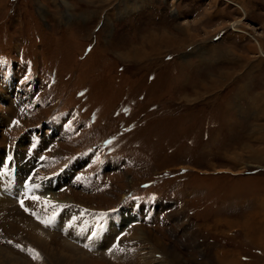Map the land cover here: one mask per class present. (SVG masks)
Listing matches in <instances>:
<instances>
[{
	"label": "rangeland",
	"instance_id": "rangeland-1",
	"mask_svg": "<svg viewBox=\"0 0 264 264\" xmlns=\"http://www.w3.org/2000/svg\"><path fill=\"white\" fill-rule=\"evenodd\" d=\"M196 1L193 16L181 0H0V95L21 75L24 99L16 110L0 103V162L7 148L23 159L28 130L46 138L53 129L42 174L87 160L76 171L83 183L52 188L54 202L31 199L33 212L71 206L79 225L93 212L148 206V220L127 221V231L114 229L130 214L100 219L94 238L70 227L61 235L62 217L40 225L82 264H264V0ZM239 19L241 32L232 31ZM13 210L0 213V256L54 264L6 232L7 215L19 220ZM107 236L103 251L80 249ZM9 241L33 247L35 260Z\"/></svg>",
	"mask_w": 264,
	"mask_h": 264
},
{
	"label": "bare ground",
	"instance_id": "bare-ground-1",
	"mask_svg": "<svg viewBox=\"0 0 264 264\" xmlns=\"http://www.w3.org/2000/svg\"><path fill=\"white\" fill-rule=\"evenodd\" d=\"M225 1L231 3L228 0H225ZM234 5H236V7L237 6L240 7L236 3H234ZM240 24H241V19H239L237 21H234V23L230 25V28L232 29V31L241 32V30L239 29L240 27H238V26H240ZM13 146H11V147H13ZM1 161H3V160H1ZM59 181H61V180H59ZM59 181H57V182H59ZM32 195H35L34 192L32 193ZM69 195L71 197H73L72 194H69ZM36 197L41 198L40 196H36ZM71 197H67L66 199H63L61 201L69 202L71 200ZM43 198L45 200L49 201V202H54L55 200H57L56 196L54 194H52V187H50V185L45 189V191H44V193L42 195V199ZM31 199H35V198L32 197ZM4 200H6L5 202H7V199H2V201H4ZM30 202L31 201H29V203ZM41 202H43V201H41ZM2 203H4V202H2ZM8 203H12V202H8ZM29 203H28V206H29L31 212H33L34 209L37 210L38 208H40L37 205V203L36 204H29ZM59 203H63V202H60V200H59ZM11 205L12 206H10V205H3V204L0 205V213H2L3 215H6L4 213H9L10 210H12L13 208H14L13 211H16V212H18L20 214L19 217L17 216V214H15L19 218V220H13L12 218H10V215H7V217L5 219H8V221H9L8 226L10 227V228L6 227L7 228V230H6L7 233H11V234H15V235L18 234L20 237H23L28 242L37 245V247L42 252H45L47 255H49V257L51 258V260L53 261L54 264H82L84 262V259L81 258V257H84V255L83 256L82 255L80 256V253L76 249L70 248L69 246H65L64 244L58 242L56 240V238H52L50 236L47 238V236L41 235L40 232H45V231L41 230L40 225L39 224H36L35 222H33L31 220L28 221L27 220L28 217L26 216L27 217L26 218L23 214H21L22 212L18 209L16 203L15 204H11ZM33 213H35V212H33ZM74 214H72V215H74ZM51 215H53V213ZM70 218H72V217H70ZM66 219H68V218H66ZM49 222H50V220H49ZM47 223H48V221H46V225H47ZM84 226L85 227H88L87 224H84ZM60 227H62V224H60ZM76 227L78 228L79 225H76ZM112 227L114 228V226H112ZM70 229L72 230L73 227L71 226ZM99 231H101V230H99ZM59 232H61V230H59ZM73 232L74 233L76 232V228L73 229ZM89 234L90 233H87V235L86 234H84V235L86 237H88ZM94 236L98 237L97 234H95V235L93 234V238H94ZM102 238H103V241L102 242H100L99 244L98 243L97 244H91V246H92L91 248H95V250H97V251H99V250H102L103 251L104 249H106L105 247H108L107 242H106L108 240V236L106 238H104V237H102ZM112 238H113V236H112ZM86 239H88V238H86ZM104 240H106V241L104 242ZM93 241H95V240H93ZM47 242L51 243V245H49ZM120 242H122V241H120ZM111 250H112V248H111ZM113 250H114V248H113ZM109 251H110V249H109ZM4 256H6L7 258L4 257ZM3 258H6V261L9 264H18V262L12 260L7 254L6 255L3 254V256H0V260L1 261H3Z\"/></svg>",
	"mask_w": 264,
	"mask_h": 264
},
{
	"label": "crops",
	"instance_id": "crops-1",
	"mask_svg": "<svg viewBox=\"0 0 264 264\" xmlns=\"http://www.w3.org/2000/svg\"><path fill=\"white\" fill-rule=\"evenodd\" d=\"M179 3L183 4L184 7L188 8L190 10L189 12H194L193 13V16H196L197 15V10L199 12V10L202 8V5H203V3H199L196 0H181V2H179ZM197 3H199V6L196 5ZM194 7L195 8L197 7L195 11H194ZM184 11H185V9H184ZM226 37H227V35L224 36L221 33L220 39H217V40L214 41L216 43V45H214V44H211L210 45V43H209V46L213 47L212 45H214L215 46L214 48H216V46H218V44L221 43V40L224 39V38H226ZM2 95L5 96L7 94L4 91V93H2ZM2 95H0V103H4L5 105H3V106L5 108H7L8 105L11 106V107H13V105L11 104V101L9 100V96L7 95L8 98L6 100L5 97L2 96ZM0 121H1V116H0Z\"/></svg>",
	"mask_w": 264,
	"mask_h": 264
},
{
	"label": "snow or ice",
	"instance_id": "snow-or-ice-1",
	"mask_svg": "<svg viewBox=\"0 0 264 264\" xmlns=\"http://www.w3.org/2000/svg\"><path fill=\"white\" fill-rule=\"evenodd\" d=\"M35 199H37V200H38L39 198H35ZM22 206H23V205H22Z\"/></svg>",
	"mask_w": 264,
	"mask_h": 264
}]
</instances>
